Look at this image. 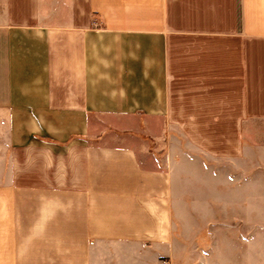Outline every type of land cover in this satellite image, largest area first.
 Returning a JSON list of instances; mask_svg holds the SVG:
<instances>
[{
	"label": "crops",
	"instance_id": "obj_1",
	"mask_svg": "<svg viewBox=\"0 0 264 264\" xmlns=\"http://www.w3.org/2000/svg\"><path fill=\"white\" fill-rule=\"evenodd\" d=\"M263 167L264 0H0V264H264Z\"/></svg>",
	"mask_w": 264,
	"mask_h": 264
},
{
	"label": "rangeland",
	"instance_id": "obj_2",
	"mask_svg": "<svg viewBox=\"0 0 264 264\" xmlns=\"http://www.w3.org/2000/svg\"><path fill=\"white\" fill-rule=\"evenodd\" d=\"M261 175L264 176V167L262 168ZM27 213H32L35 211V199L34 197H27ZM40 206V204H39ZM29 222V218H28ZM42 232V233H41ZM39 231L36 235V230L29 229L27 227V243L26 246L23 245L26 252V264H52L50 259L51 252L53 251L54 245L52 244L51 237V228L44 229ZM43 254L44 258H41L40 255Z\"/></svg>",
	"mask_w": 264,
	"mask_h": 264
},
{
	"label": "built area",
	"instance_id": "obj_3",
	"mask_svg": "<svg viewBox=\"0 0 264 264\" xmlns=\"http://www.w3.org/2000/svg\"><path fill=\"white\" fill-rule=\"evenodd\" d=\"M159 264H171V263H170V260L167 258V259L160 260Z\"/></svg>",
	"mask_w": 264,
	"mask_h": 264
}]
</instances>
